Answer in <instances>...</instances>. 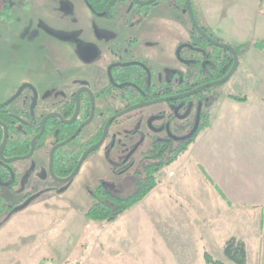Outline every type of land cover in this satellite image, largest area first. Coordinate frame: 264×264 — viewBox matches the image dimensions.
Masks as SVG:
<instances>
[{
  "label": "flooded vegetation",
  "instance_id": "1",
  "mask_svg": "<svg viewBox=\"0 0 264 264\" xmlns=\"http://www.w3.org/2000/svg\"><path fill=\"white\" fill-rule=\"evenodd\" d=\"M146 1L149 0L118 1L114 6L116 17L111 19L95 14L81 0L89 13L82 15L89 20V27L81 28L84 43L80 48L70 41L57 40L70 53L71 62L60 63L57 83L51 85L55 88L49 89L45 77L38 76L34 81L21 83L0 100L1 222L19 212L12 211L31 196L37 195L23 209L44 194L67 191L75 177L69 182L57 178L69 176L81 155L99 142L105 131L100 145L86 156L80 168L87 161L115 172L116 176L133 174V188L144 172L154 167L160 152L163 158L168 157L178 144L198 132L208 106L230 79L198 93L185 94L221 79L231 67L224 71L232 55L206 37L224 43L199 24L194 13L195 0H190L193 13L206 36L192 26L184 11L186 0L184 7H176L174 0ZM158 7L185 15L189 29H183L177 20L159 19L144 28L142 34L137 33L136 28ZM138 18L140 22L135 23ZM100 20L112 26H102ZM171 20L178 23L181 32H176L171 22L168 26ZM94 22L105 37H96ZM118 26L124 29L119 30ZM122 36L126 37L125 43L119 41ZM77 97L79 109L72 120ZM196 123V132L184 139ZM74 134L53 150L51 162V150ZM121 144L128 151L115 157ZM106 155L113 156V164H109ZM51 164L57 178L50 172ZM96 191L116 196L129 193L112 192L102 179L95 181L90 197Z\"/></svg>",
  "mask_w": 264,
  "mask_h": 264
},
{
  "label": "rangeland",
  "instance_id": "2",
  "mask_svg": "<svg viewBox=\"0 0 264 264\" xmlns=\"http://www.w3.org/2000/svg\"><path fill=\"white\" fill-rule=\"evenodd\" d=\"M9 1L10 19L0 18V100L10 94L5 89L22 77H45L46 86L55 88L51 85L60 63L71 62L70 53L57 40L70 41L80 48L84 43L81 28L89 27V20L82 17L86 12L79 13L83 5L77 2L80 0ZM4 3L0 0V8ZM170 22L176 32H181L177 22L171 20L168 26ZM95 24L96 37H105ZM135 49L139 52L138 47ZM127 151L121 144L115 157ZM101 156L100 151L98 157ZM106 158L109 164L115 161L112 155ZM97 179H102L112 192L126 194L132 190L135 176H116L86 161L67 191L44 194L7 222L0 221V264H59L60 255L69 259L60 264H84L87 253L100 255L103 264H207L205 251L225 264H233L223 254L224 233L239 235L252 230L241 226L212 228L209 235L197 226L155 227L150 198H144L113 221L89 220L84 211Z\"/></svg>",
  "mask_w": 264,
  "mask_h": 264
},
{
  "label": "crops",
  "instance_id": "3",
  "mask_svg": "<svg viewBox=\"0 0 264 264\" xmlns=\"http://www.w3.org/2000/svg\"><path fill=\"white\" fill-rule=\"evenodd\" d=\"M195 5L200 22L224 43L240 47L239 65L215 102L207 127L163 168L145 199L150 198L155 227L197 226L209 235L212 228L252 229L247 234L224 233L223 243L232 236L242 239L246 264H264V51L255 45L264 40V0H195ZM83 11L89 15L79 6V13ZM159 19L190 27L185 15L158 7L136 32L142 34ZM34 80L22 77L5 91ZM61 256L57 263L68 262V256ZM99 257L87 253L84 264H103Z\"/></svg>",
  "mask_w": 264,
  "mask_h": 264
},
{
  "label": "trees",
  "instance_id": "4",
  "mask_svg": "<svg viewBox=\"0 0 264 264\" xmlns=\"http://www.w3.org/2000/svg\"><path fill=\"white\" fill-rule=\"evenodd\" d=\"M21 0H13V3H19ZM120 0H84V2L89 6V8L97 15L104 16L106 18H115L116 13L114 11V6ZM3 6L0 8V18L10 19V1L4 0ZM185 0H174L176 7H184ZM193 5V2H192ZM195 10L194 13L198 18L199 24L206 30L212 37L217 36L207 28L202 22H200L198 17V12L196 10L195 4L193 5ZM140 18L136 19L134 22H140ZM255 45L264 51V40L256 41ZM239 53L240 47H234ZM232 64V57L229 59L226 68V71ZM223 71V72H224ZM225 73V72H224ZM222 93H217L212 105H209L204 117L199 126L198 132L190 140L178 144L168 155V157L163 158L162 152L157 155V160L154 163V167L150 170L144 172L143 177L139 178L134 188L126 195L116 196L111 195L105 192H94L91 195V202L89 206L85 209L84 215L87 219L100 222H109L116 219L118 216L129 210L135 204L143 200L150 191L158 184L159 182V173L163 168L174 161L179 154H181L188 145L195 139L197 134L207 127L211 115V110L221 96ZM3 225V224H2ZM223 254L227 260L231 261L234 264H246L247 262V251L245 242L235 236L227 239L223 244ZM204 260L207 264H225L223 261L213 257L208 251L203 253ZM39 264H46V261H41Z\"/></svg>",
  "mask_w": 264,
  "mask_h": 264
},
{
  "label": "water",
  "instance_id": "5",
  "mask_svg": "<svg viewBox=\"0 0 264 264\" xmlns=\"http://www.w3.org/2000/svg\"><path fill=\"white\" fill-rule=\"evenodd\" d=\"M152 1H153V0H149V1H146V2H144V3H150V2H152ZM137 2H138V1H137ZM139 3H142V2H139ZM184 11H186V12L188 13L192 26H193L197 31H199L202 35H205V36H206V34H205L204 31L200 28V26L198 25V23H197V21H196V18H195V16H194V13H193V9H192V5H191V1H190V0H186V8L184 9ZM206 37H207L211 42H213L215 45L220 46V47H222V48H225V49H227V50L231 53L232 58H233L232 65H231L230 69L228 70V72H227V73H226L221 79L216 80V81H213V82H210V83H207V84H204V85H201V86L197 87L196 89H194V90H192V91L186 93L185 95L195 94V93H198L199 91H201V90H203V89H205V88H207V87H209V86L221 85V84L227 82V81L230 79V77H232V75L235 73V71H236L237 68H238V65H239V57H238V53H237L236 49H235L233 46L228 45V44H226V43H220V42H218V41L212 40V39H211L210 37H208V36H206ZM21 89H22V87H21ZM21 89H20V90H21ZM77 101H78V105H77V108H76V111H75V114H74L72 120L75 119V117H76V115H77V113H78V109H79V98H78V97H77ZM52 115L54 116L55 114H50V115H48V116H52ZM45 119H46V117L43 119V123H44ZM90 119H91V118H89L86 122L82 123V124L78 127V130H80V128H82L85 124H87V123L90 121ZM197 127H198V123L195 124V126H194V128L192 129V131L190 132V134H188L186 137H184V139L193 136V134H194V133L196 132V130H197ZM42 131H43V126H42V130H41V132H42ZM41 132H40V134H41ZM105 132H106V131H105ZM105 132H104L103 137L101 138V140H100L99 142H97L96 144L90 146V147H89V148H88V149H87V150L81 155V157L79 158V160H78V162H77L75 168L73 169L72 173H71L69 176H67V177H65V178H57V177L54 175V173H53V170H52V164H51V166H50V172H51V174H52L55 178H57L58 180H60V181H62V182H69V181H70L72 178H74L75 175L77 174V172H78V170H79V168H80L82 162H83L84 159L86 158V156H87L90 152H92L94 149H96V148L100 145V143L102 142V140H103V138H104V136H105ZM40 134H38L36 137H38ZM75 134H76V133H75ZM75 134H74L72 137H70L69 139H67L66 141H64V142H62V143L56 145V146L51 150V153H50V155H51V162H52V153H53V150H54L56 147H58V146L64 144L65 142L69 141L71 138H73V137L75 136ZM36 137H35V138H36ZM35 138L33 139V143H32V144H34V140H35ZM4 144H5V139H4L3 144H2V146H1V150H2V148H3V146H4ZM60 190H63V188L60 189ZM35 196H37V195L31 196L30 198H28L23 204H21V205L17 206L16 208H14L12 212H17V211L23 209L25 206H27V204H29V202H30Z\"/></svg>",
  "mask_w": 264,
  "mask_h": 264
}]
</instances>
